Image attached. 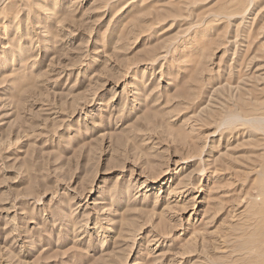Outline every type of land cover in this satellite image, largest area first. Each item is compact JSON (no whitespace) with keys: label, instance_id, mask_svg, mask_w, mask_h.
Segmentation results:
<instances>
[{"label":"rangeland","instance_id":"rangeland-1","mask_svg":"<svg viewBox=\"0 0 264 264\" xmlns=\"http://www.w3.org/2000/svg\"><path fill=\"white\" fill-rule=\"evenodd\" d=\"M0 264H264V0H0Z\"/></svg>","mask_w":264,"mask_h":264},{"label":"bare ground","instance_id":"bare-ground-1","mask_svg":"<svg viewBox=\"0 0 264 264\" xmlns=\"http://www.w3.org/2000/svg\"><path fill=\"white\" fill-rule=\"evenodd\" d=\"M67 213V212H66ZM77 226V225H76ZM109 261V260H108Z\"/></svg>","mask_w":264,"mask_h":264}]
</instances>
